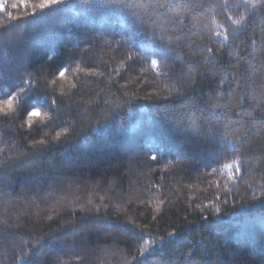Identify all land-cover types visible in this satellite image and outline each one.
I'll list each match as a JSON object with an SVG mask.
<instances>
[{"label": "snow or ice", "instance_id": "snow-or-ice-1", "mask_svg": "<svg viewBox=\"0 0 264 264\" xmlns=\"http://www.w3.org/2000/svg\"><path fill=\"white\" fill-rule=\"evenodd\" d=\"M7 2L8 0H0V12L4 13L0 16V95L6 97L0 99V197L3 198L0 203L4 205L3 211L0 212V264H25L30 257L40 255H44L45 258L42 261L37 259L36 264H70L69 260L64 259L54 247L49 253H42L41 241L45 240L44 235L33 239L31 231H22L24 218H27L29 223L35 218V223L39 224L45 218L51 221L60 215L58 209L44 211L39 205L48 202L59 204L63 197L57 198L54 190L50 189L44 196L36 194L25 197L26 207L21 209L17 206L19 197L13 192L4 191L13 187L7 174L17 169H31L42 152L67 142L70 132L75 130V121L71 119L73 112L83 107L84 114H87V106L96 105L101 100L105 106L110 105L111 101L104 99L102 93L105 88L110 91L114 86L127 89V83L118 84L113 81L112 76L121 75V69L130 68V62L134 61L143 63L144 67L140 68L139 75L130 76L129 80L151 85L156 90L155 96H159L160 92H167L168 95L164 96V99H169L173 95L182 98L184 115L170 121V124L174 126V132L183 135L184 143L177 146L175 143H164L157 138L153 147L151 146L153 142H148V152L151 155L146 156V160L159 163L158 157L175 156V159L167 160L159 169L160 183L153 184L149 180L144 189L130 183L127 190L121 187L117 191H112L116 182L108 181V191L111 195L98 197L104 207L114 204L118 213L121 211L125 213L124 223H114L111 226L120 231L133 232L139 238L137 255L133 256V260L137 262L141 258L146 260L148 255L153 254L152 250L156 245L166 237L153 236L147 231V224H138L135 218L128 216L129 207L133 204L150 207L153 212L152 220L155 221L157 216L165 211L166 205L173 204V192L164 188V182L168 179L165 173L175 170L179 174L185 171L181 165L198 168L203 160H210L212 163L225 160L226 162L217 163V167H212L211 172L204 175L212 176L225 170L228 172L227 183L221 185L218 181H209V186L203 189L206 199L209 190L215 188L212 199L207 203L201 200L195 203L193 208V201L189 198L188 212L196 210L203 213L210 205L215 206L221 200V190L223 196L227 197L231 193L228 183L244 181L246 174L259 175L260 179L254 183L246 181V185L247 188H258L259 196L252 195L251 200H260V206L264 208V141L254 139L252 135L257 133L264 136V0H117V6L127 10L131 18L123 31L117 29L113 33L114 36L119 35L121 39L115 41L105 39L108 49L107 51L101 49L99 54L93 50V44L86 41V47L74 44L65 53L68 60L75 62L76 68L86 76L104 77L103 81L96 82V88H89V95L93 98L83 102L76 99L71 90L65 92L61 88L58 96L55 90L51 94L39 91L42 85L48 88L54 86L57 79H63L71 67L70 63L53 62L36 68L30 56L17 58L9 55V51L17 44V37L12 33L14 28L21 27L20 21H28L30 17L47 20L50 13L59 11L56 6L65 3V0L38 2L18 0L17 3L11 4V8H22L23 11L15 15L13 11L7 10ZM206 13L213 14L214 23L217 22V15L222 16L224 23H218L216 28L207 32L197 30L201 18ZM125 31H130L132 35H125ZM132 43L138 45L139 51L132 48ZM226 46L231 49L230 60L227 66H221L219 54ZM125 47L126 53L117 57V51ZM109 53V58L103 59ZM55 55L53 50V54L48 56V61H53ZM173 58L180 62L179 71H175ZM117 59L118 66L113 67L112 62ZM82 64L91 66L83 68ZM101 68H104V71H101ZM147 69L154 70L157 77L155 81L141 80ZM229 70L233 77L239 75V81L231 91H225L219 85L225 83V73ZM209 74L213 78L219 77V80L217 88L208 99L199 104L183 103L192 101L195 90ZM49 76L52 77L51 80L48 79ZM77 87V84L71 85L73 89ZM124 94L126 93H122ZM152 98L153 94L145 96V99ZM36 104L47 105L49 111L43 113L47 122L45 126L53 125L54 135L43 132L41 138H35L34 133L37 130L34 128L33 117L40 115ZM61 109L66 112L64 119H61ZM237 110L240 111L241 119H230L229 113ZM193 112L199 113V116L193 115ZM21 114H24V118L17 125L14 120ZM205 167H211V164H205ZM155 171L157 169L149 168L147 173L141 175L150 176ZM177 183L179 184V181ZM98 186L99 182L96 184V187ZM26 190L32 189L26 186ZM179 195L178 188L175 199L178 200ZM161 196L163 198H160ZM106 199L108 203H104ZM78 200L79 198L77 202ZM223 203L225 205L228 203L226 198L223 199ZM33 207L37 211H31ZM92 207L93 201L88 199L81 205L80 210L91 211ZM95 207L98 211L99 206ZM220 211L221 208L216 206L215 212ZM72 215H75V209ZM202 219L207 217L202 216ZM62 227L71 228V223ZM136 229L139 231H135ZM174 236H179L175 229L167 232V237ZM46 239L52 244L59 242V236L51 232L47 234ZM76 248L79 250L70 249L71 264H84L88 248L83 242L76 245ZM213 248L215 244L212 247L204 245L198 252H193L192 246H187V251L180 255L182 264H193L192 257L197 254L200 256V264H228L220 255L212 258ZM227 256L231 264H238L235 251H229ZM259 261L260 264H264V252L259 254ZM124 264L131 262L126 260Z\"/></svg>", "mask_w": 264, "mask_h": 264}, {"label": "trees", "instance_id": "trees-1", "mask_svg": "<svg viewBox=\"0 0 264 264\" xmlns=\"http://www.w3.org/2000/svg\"><path fill=\"white\" fill-rule=\"evenodd\" d=\"M17 2L18 0L7 2V10L13 11L14 15L23 11L22 8H11V4ZM56 7L59 11L50 13L47 20L30 17L28 21L19 22L21 27L14 28L12 33L17 37V44L13 50L9 51V55L17 58L30 56L36 68L53 62L70 63L71 67L63 79H57L56 84L48 88L42 85L39 91L51 94L55 90L58 96L61 88L65 92L71 90L75 98L83 102L93 98L89 95V88H96V82L103 81L104 77L86 76L84 72L76 68L75 62L68 60L65 53L74 44L86 47L85 41L92 43L93 50L98 54L101 49L107 51L108 45L105 44V39L120 40L121 37L114 36L113 33L117 29L123 31L131 18L127 10L117 6V0H65V3ZM3 15L4 13L0 12V16ZM212 15V13H206L201 18L197 30L207 32L216 28L218 23H224V18L219 15H217V22L214 23ZM124 34L132 35L130 31H125ZM132 48L139 51L135 43H132ZM53 50L56 55L53 61H48V56L53 54ZM126 51V47L120 48L116 53L117 57L123 56ZM230 51L231 49L227 46L221 49L219 54L221 66L229 64ZM109 55L110 53L103 59L107 60ZM172 62L175 64V71H179L180 62L174 58ZM130 65L128 69H121V75L112 76L113 81L118 84L127 83V89L114 86L110 91L105 88L102 93L104 99L111 101L110 105L105 106L101 100L96 105H88L87 114H84L83 107L73 112L71 119L75 121V130L70 132L67 142L42 152L41 157L31 169H17L7 174L13 187L4 191L13 192L19 197L17 206L21 209L26 207L25 197L36 194L44 196L50 189L54 190L57 198L63 197V201L59 204L48 202L39 205V208L44 211L58 209L60 215L55 216L51 221L45 218L39 224L35 223V218L31 223L24 218L22 231H31L33 239L44 235L45 240L41 241L42 253L47 254L54 247L64 259L69 260L70 264L72 261L70 249L78 251L76 245H80L81 242L88 248L84 264H124L126 260L131 264H161V261L163 264H169V261L171 264H182L180 255L187 251V246H192L193 252H198L201 246L212 247L213 244H215V248L212 249L213 259L220 255L221 259L231 264L227 253L235 251L238 264H260L259 254L264 252V208H261L260 200H251L252 195L259 196L258 188H247L246 185V181L254 183L255 180L260 179L258 174H246L244 181L228 183L231 193L224 197L221 190V200L215 206L210 205L203 213L196 210L187 211L189 198L193 201V208L195 203L201 200L207 203L212 199L215 188L209 190L206 199L203 192V189L209 186V181H218L221 185L227 183V170L212 176L204 175L211 172L212 167H217V163L223 164L225 160L217 163L203 160L198 168L181 165L185 171L179 174L175 170L165 173L168 179L164 182V188L166 191L173 192V204L166 205L165 211L158 215L155 221L152 220L153 212L150 207L146 208L144 205L137 204L129 207L128 216L135 218L138 224H147V231L153 236L166 237L164 241L156 245L152 250L153 254L148 255L146 260L143 258L139 262L133 260V256L137 255L139 238L133 232L120 231L112 227L114 223L125 222V213L123 211L118 213L114 204L104 207L98 197L111 195L108 191V181L116 182L112 191H117L121 187L127 190L130 183L144 189L149 180L153 184L161 182L159 169L167 160L175 159V156L158 157L159 163L146 160V156L151 155L148 152V142L152 141L153 147L157 138L164 143H175L177 146L184 143L183 135L174 132V126L170 124V121L183 116L184 110L182 98L173 95L169 99H164L163 97L168 95L167 92H160L159 96H155L156 90L151 85L129 80L130 76L139 75L140 68L144 67V64L139 61L130 62ZM90 66L81 65L83 68ZM112 66H118V59L112 62ZM101 71H104V68H101ZM224 78L225 83L219 87L225 91H231L239 81V75L233 77L231 70L225 73ZM48 79L51 80L52 77L49 76ZM156 79L152 69H147L141 76L142 81ZM218 80L219 77L213 78L210 74L206 75L195 90L192 101L183 103L199 104L206 101L212 91L217 88ZM72 84H77L78 87L73 89ZM122 93L126 94L122 95ZM147 94H153V98L145 99ZM0 99H6V97L0 95ZM35 106L40 110V115L33 117L34 128L37 130L34 133L35 138H41L43 132L54 135L52 131L54 126L51 124L45 126L47 122L43 113L49 111L47 105L36 104ZM192 114L199 116V113ZM65 115V110L61 109V119H64ZM105 117L108 118L105 119ZM23 118L24 114H21L14 123L18 125ZM229 118L240 120V111L229 113ZM257 119H259L258 116ZM252 135L254 139L264 141V136L257 133ZM255 146L253 143V147ZM205 164H211V167H205ZM149 168L157 169V171L150 176L141 175V173H147ZM97 182H99L98 187H96ZM180 185L186 187L181 188ZM26 186L32 190L27 191ZM178 188L180 195L177 200L175 192ZM77 198H79L78 202ZM145 198H147V192H145ZM225 198L228 201L226 205L223 203ZM2 199L0 197V200ZM88 199L93 201L92 210L81 211V205H84ZM104 203H108V200L106 199ZM95 206H99L98 211ZM216 206L221 208L219 213L215 212ZM3 207L4 205L0 203V212L3 211ZM73 209H75V215H72ZM30 210L37 211L34 207ZM202 216H206L207 219H202ZM68 223H71V228L62 227ZM173 229L179 233V236L167 237V232ZM49 232L59 236L58 243L52 244L47 241ZM44 258V255L30 257L25 264H36L37 259L42 261ZM192 259L193 264H200L199 254L194 255Z\"/></svg>", "mask_w": 264, "mask_h": 264}]
</instances>
